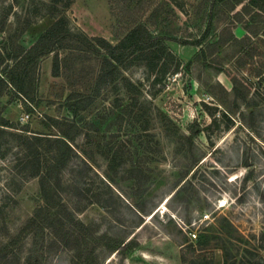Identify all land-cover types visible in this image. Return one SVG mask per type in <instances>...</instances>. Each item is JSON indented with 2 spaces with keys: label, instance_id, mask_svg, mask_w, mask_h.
I'll return each mask as SVG.
<instances>
[{
  "label": "rangeland",
  "instance_id": "obj_1",
  "mask_svg": "<svg viewBox=\"0 0 264 264\" xmlns=\"http://www.w3.org/2000/svg\"><path fill=\"white\" fill-rule=\"evenodd\" d=\"M47 1L0 0V24L8 11L0 43L16 29L15 14L31 22L18 40L25 50L57 18L112 46L142 25L167 39L175 60L164 67L124 55L101 79L104 51L74 59L61 50L31 67L22 95L1 92L6 132L54 138L55 121L75 125L67 133L78 157L52 182L61 179L62 202L81 226L18 239L43 202L39 178L21 170L27 151L6 137L0 264H264V21L244 14L251 1L178 0V8L171 0H72L54 18ZM41 143L42 160L63 150ZM134 167L142 171L136 179Z\"/></svg>",
  "mask_w": 264,
  "mask_h": 264
},
{
  "label": "trees",
  "instance_id": "obj_2",
  "mask_svg": "<svg viewBox=\"0 0 264 264\" xmlns=\"http://www.w3.org/2000/svg\"><path fill=\"white\" fill-rule=\"evenodd\" d=\"M71 1L72 0H48L44 3L47 10L45 15L54 18L57 13L58 5L65 3L63 7H67ZM128 1L129 0H123L122 3L125 7H127L126 4ZM171 1L176 7L180 8L181 2L178 0ZM250 1L251 2L247 5H243L242 9L244 14L249 17L251 24L263 22L264 19L261 17V14L264 13V0ZM239 3H242V1ZM250 7H252V10H250ZM7 15L8 11H6L5 16L3 17L6 18ZM15 17L16 29L0 43V69L4 67V72L0 71V95L1 92L8 87H10L15 93L22 95L23 85L28 79L29 74L32 73L31 67L49 54H56L61 50L66 53V58L73 57L74 59L82 57V55H99L98 49L104 51L105 54L102 65L104 69L106 67H108V69H106L101 79L103 76L110 78L113 76L114 72L117 71L120 57L124 55H127V57L139 54H141V57L149 56L151 62L163 60L162 66L164 67L169 60H175L173 54L164 44L167 39L158 38L152 35L142 25L134 27L119 44L112 46L102 39H88L81 34L72 33L63 18L55 19L54 24L36 41V43L29 49L25 50L18 45V40L27 30L31 22L25 20L20 23L19 14H15ZM5 18L0 24V34L5 33L7 24V19ZM241 18L242 17H240V19ZM244 29L249 35H255L257 33L248 25H246ZM247 40H249L248 36L241 40L234 39L237 43H244ZM8 44L13 45L15 48L13 55L6 54L5 52ZM57 71L58 66L57 64H54V76H56ZM164 72H166V70ZM68 109L71 113H76V109L72 105L68 106ZM55 123L56 129H58V135H55L56 137L54 138L42 135H31L27 137L13 134L6 132L7 130L5 127L10 126L2 117V110H0V141L4 142V138L10 137L17 140L20 147L27 151L19 161L22 165L21 170L23 172V170H26L28 167L33 171L34 176L39 178L40 195L43 202V205L35 211L34 215L29 218L25 225L20 229L17 236L18 239H23L28 234H37L44 230H50L52 235H60L62 229L65 228L66 225H69L70 227H73V225L74 227L81 226L79 223H76L71 219L70 212L62 202L60 192L63 191L65 187L62 185L61 179L58 178L54 183L52 182L54 180V174L56 172L60 173L59 169L61 167L68 163L73 157H78L72 147V140L67 133L71 129H76V127L69 122H63V124H60L55 121ZM41 141H46V143H48V146L45 150L43 149V151L49 152L50 149H58L61 147L63 150L60 152L59 157L51 162L46 159L42 160L40 151V145H42ZM128 174L129 177L136 179L142 174V171L139 168L134 167L128 171ZM71 237L74 238V236ZM18 239L15 238L13 243H16ZM57 241L62 244L66 243L63 236L58 238ZM73 241L76 242L78 240H76L75 237ZM53 243L56 244V241H53Z\"/></svg>",
  "mask_w": 264,
  "mask_h": 264
},
{
  "label": "built area",
  "instance_id": "obj_3",
  "mask_svg": "<svg viewBox=\"0 0 264 264\" xmlns=\"http://www.w3.org/2000/svg\"><path fill=\"white\" fill-rule=\"evenodd\" d=\"M28 115H25L23 118H22V120H26V119H28Z\"/></svg>",
  "mask_w": 264,
  "mask_h": 264
}]
</instances>
